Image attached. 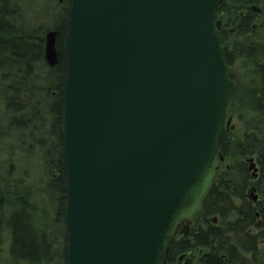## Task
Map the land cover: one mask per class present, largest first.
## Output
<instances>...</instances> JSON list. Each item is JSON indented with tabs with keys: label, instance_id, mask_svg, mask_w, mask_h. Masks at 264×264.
Here are the masks:
<instances>
[{
	"label": "water",
	"instance_id": "water-1",
	"mask_svg": "<svg viewBox=\"0 0 264 264\" xmlns=\"http://www.w3.org/2000/svg\"><path fill=\"white\" fill-rule=\"evenodd\" d=\"M223 1L72 0L67 264H167L177 235L199 225L236 90L218 35ZM57 35L46 37L50 67Z\"/></svg>",
	"mask_w": 264,
	"mask_h": 264
},
{
	"label": "trees",
	"instance_id": "trees-1",
	"mask_svg": "<svg viewBox=\"0 0 264 264\" xmlns=\"http://www.w3.org/2000/svg\"><path fill=\"white\" fill-rule=\"evenodd\" d=\"M254 2L247 0L245 4ZM17 3V0H0V105L4 109L0 113L7 116L12 126L10 130L15 128L16 132L24 136L21 142L29 144L26 150L30 159L42 155L41 169L51 177L47 181L50 207L43 208V215L37 217V210L26 198L29 193L23 198L18 197L11 202L14 204L8 206L1 204L7 199H1L0 264H67V166L64 139L68 60L65 45L72 0H67L64 5L59 3V7L53 8L54 11L46 12L48 17L45 21L49 23V18L54 19L53 27L49 28L46 25L41 27V24L31 25ZM244 5L240 3V6H234L224 0L216 11V20L228 14L227 24L218 31V35L229 71L237 59L243 58L250 62L256 71L254 74L259 78L255 80L257 86L253 85L254 88L251 87L252 90L245 92L242 97L240 80L231 74L236 91L227 108L228 116L232 109H242L243 102L245 106L251 104L257 118L254 119V132L240 143L233 141L231 131L225 129L219 143L220 154L226 160L235 151L236 158L245 160L225 168L222 163L205 204L202 221L205 228L193 232V245L184 241L174 242L167 264H177V256L183 252H193L194 256L182 264H194V259L199 260L198 264H264V202L255 206L250 199L253 196L248 195L251 173L246 163L247 158L257 156L263 182L264 43L256 44L254 39H249L231 47L233 44L227 45L225 42L230 37L229 23L239 22L235 28L236 34L253 31L250 25L255 17L251 9ZM245 9L246 16H242ZM53 29L59 31V62L50 68L43 46L45 34ZM11 206L14 209L6 210ZM5 231L10 237L6 260L3 254Z\"/></svg>",
	"mask_w": 264,
	"mask_h": 264
},
{
	"label": "rangeland",
	"instance_id": "rangeland-1",
	"mask_svg": "<svg viewBox=\"0 0 264 264\" xmlns=\"http://www.w3.org/2000/svg\"><path fill=\"white\" fill-rule=\"evenodd\" d=\"M22 9L23 14H25L27 20L31 23V25H46V27H53L51 26L54 19L49 18L48 21L46 17H48L49 10H53L55 6H58L60 3L61 5L65 4L67 0H17ZM247 0H227V3L233 4L234 6H240L245 4ZM254 3L245 4V8H250L254 15V20L251 22V27L253 31L246 33H235L236 26L239 25V22L229 23V30H233V34H230L228 39H225L226 44H234L241 43L245 40H253L256 41V44L264 43V0H254ZM220 6V5H219ZM59 7V6H58ZM219 8V7H218ZM55 9V8H54ZM246 10V9H245ZM54 11V10H53ZM244 14V13H241ZM228 16V14L226 13ZM227 16H220L219 21H221V26L227 24ZM70 18V13H69ZM69 24V21H68ZM40 27V26H39ZM69 28V25H68ZM51 31H56L59 33L58 30L53 29L49 30L45 34V44L44 48V55H45V48H46V37L47 34ZM221 31V28L220 30ZM58 36V35H57ZM66 47V45H65ZM48 64V63H47ZM49 66V64H48ZM227 66V65H226ZM50 67V66H49ZM54 68V67H50ZM229 75L234 74L240 81L241 86V96L243 97L245 92H249L257 86L255 80H259L258 76L254 73L256 72L253 70V66L250 62L246 61L245 59H237L234 66L230 67V71L227 68ZM232 78V77H231ZM233 80V79H232ZM259 82V81H258ZM236 84V83H235ZM236 91V90H235ZM256 91H259L256 90ZM255 91V92H256ZM232 97V96H231ZM245 103H242V109L235 108L230 113H228L227 121L230 120V124H227L225 129H229L231 131V139L235 142H243L246 136L253 133V124L257 119L255 117V108L251 107L250 105L245 106ZM228 108V106H227ZM237 110V111H236ZM254 110V111H252ZM4 109L0 105V112L3 113ZM230 111V110H229ZM7 117V116H6ZM5 115L0 113V201L3 197L7 199V202L1 201V204H14L11 203L15 201L18 197L23 198V196L27 195L28 202L32 203L34 209L37 210L38 214L37 217H41L43 215V208H49V201H48V182L51 180L45 172L41 169V160L42 155H37V157H29L26 148L28 145L26 143H22L21 140L25 139L23 135L11 129V125L9 120H7ZM255 119V120H254ZM253 120V121H252ZM14 127V126H13ZM48 128V126H47ZM225 131V130H224ZM224 133V132H223ZM40 137V136H39ZM20 138V139H19ZM27 141V140H26ZM237 153L235 151L231 152V155L226 157V160L222 161V167H229L235 166L236 162L243 161V158H236ZM223 156V155H222ZM33 158V160H32ZM235 159V160H234ZM246 163L249 165V170L251 173V180L249 181L248 186V195H252L253 197L256 196V200L251 197L250 199L254 202V205H259L264 201V180L263 182L259 183L257 181V177L261 174V169L258 163L257 156L252 158H247ZM221 163V165H222ZM252 164L255 165V168H251ZM235 169V168H234ZM56 177V175L54 174ZM54 177V178H55ZM261 177V176H260ZM259 177V178H260ZM256 188V190L254 189ZM248 196V197H249ZM13 199V200H12ZM10 200V201H9ZM240 205V203L238 204ZM8 206V205H7ZM14 209L13 206L8 207L6 210ZM0 209L3 210V207L0 206ZM5 210V209H4ZM52 210V208H51ZM9 245H10V237L5 231V239L3 245V254L5 260L8 259L9 255Z\"/></svg>",
	"mask_w": 264,
	"mask_h": 264
},
{
	"label": "flooded vegetation",
	"instance_id": "flooded-vegetation-1",
	"mask_svg": "<svg viewBox=\"0 0 264 264\" xmlns=\"http://www.w3.org/2000/svg\"><path fill=\"white\" fill-rule=\"evenodd\" d=\"M246 11L247 10H245V12H242V13H244V14H241L242 16H246ZM225 25L223 24L222 26H221V30L223 29V27H224ZM233 30H229V33L230 34H233ZM58 48V47H57ZM58 52H59V50H58ZM260 176H261V174H260ZM260 176H257V177H252V179L253 178H258L257 179V181H259V183H261L262 181V179H261V177ZM260 177V178H259ZM255 190H256V188H254ZM264 202V201H263ZM202 221H203V218L201 219V221H200V223H199V225L198 226H196V227H194V225L193 224H190V226H189V232H188V234H184L183 232H180L178 235H177V237H176V239H175V241L174 242H179L180 243V241H184V242H190L189 244L190 245H193L195 242L193 241V239L191 238V236H192V234H193V232L195 231V230H199V229H204L205 227L203 226V223H202ZM207 252V251H206ZM190 256H194V254H193V252H188V253H186V252H183V253H180L178 256H177V264H182V263H184V261L185 260H187ZM193 263L194 264H198L199 263V260H196V259H194L193 260Z\"/></svg>",
	"mask_w": 264,
	"mask_h": 264
}]
</instances>
